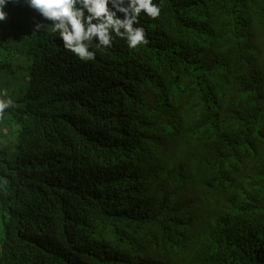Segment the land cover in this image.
<instances>
[{"label": "trees", "instance_id": "trees-1", "mask_svg": "<svg viewBox=\"0 0 264 264\" xmlns=\"http://www.w3.org/2000/svg\"><path fill=\"white\" fill-rule=\"evenodd\" d=\"M0 21V264H264V0H163L82 60Z\"/></svg>", "mask_w": 264, "mask_h": 264}, {"label": "clouds", "instance_id": "clouds-1", "mask_svg": "<svg viewBox=\"0 0 264 264\" xmlns=\"http://www.w3.org/2000/svg\"><path fill=\"white\" fill-rule=\"evenodd\" d=\"M11 0H0V21H4ZM42 18L34 32L48 21L59 34L63 47L82 60L95 56L93 48H110L121 39L129 49L147 43L142 14L157 18L163 0H25ZM14 107L11 98H0V115Z\"/></svg>", "mask_w": 264, "mask_h": 264}]
</instances>
